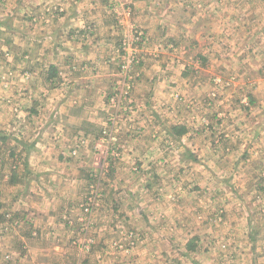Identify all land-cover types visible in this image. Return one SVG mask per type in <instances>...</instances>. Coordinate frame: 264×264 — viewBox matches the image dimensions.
<instances>
[{
	"label": "rangeland",
	"instance_id": "1",
	"mask_svg": "<svg viewBox=\"0 0 264 264\" xmlns=\"http://www.w3.org/2000/svg\"><path fill=\"white\" fill-rule=\"evenodd\" d=\"M145 7L0 0V264H264V0Z\"/></svg>",
	"mask_w": 264,
	"mask_h": 264
},
{
	"label": "crops",
	"instance_id": "2",
	"mask_svg": "<svg viewBox=\"0 0 264 264\" xmlns=\"http://www.w3.org/2000/svg\"><path fill=\"white\" fill-rule=\"evenodd\" d=\"M153 1H158V2H153ZM159 1L165 2L168 0H124V2H130V3H132V5H134V8L136 9L134 11V13H135L138 20L142 18V16L144 15L145 12H147V8L145 7V5L152 4V3H159ZM97 239H98V237H97Z\"/></svg>",
	"mask_w": 264,
	"mask_h": 264
},
{
	"label": "built area",
	"instance_id": "3",
	"mask_svg": "<svg viewBox=\"0 0 264 264\" xmlns=\"http://www.w3.org/2000/svg\"><path fill=\"white\" fill-rule=\"evenodd\" d=\"M119 6H122V5H119ZM123 6H124V5H123ZM122 9H123V10H125V12H128V11H129V10H128V11H126V9H128V8H126L125 6H124V7H122Z\"/></svg>",
	"mask_w": 264,
	"mask_h": 264
}]
</instances>
